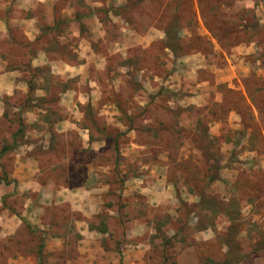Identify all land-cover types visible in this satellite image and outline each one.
Listing matches in <instances>:
<instances>
[{"label": "rangeland", "instance_id": "rangeland-1", "mask_svg": "<svg viewBox=\"0 0 264 264\" xmlns=\"http://www.w3.org/2000/svg\"><path fill=\"white\" fill-rule=\"evenodd\" d=\"M104 1L92 14L112 37L151 27L166 36L130 46L126 57L116 52L92 72L99 98L109 113L118 111L99 122L88 116L95 106L78 108L85 114L79 126L90 125L102 141L100 154L82 146L81 130L49 133L73 113L64 93L77 80L41 66L47 96L0 89V148L10 150L2 169H15L16 152L32 150V168L55 178L42 190L51 194L40 202L45 209L34 213L61 238L51 245L48 232L22 224L0 238V264H264V0ZM48 10L37 0H0V73L18 68L37 84L36 52L16 19L57 17ZM51 53L77 61L66 48ZM173 78L178 89L168 83ZM196 81L204 82L205 101L185 106ZM79 82L85 91L86 77ZM69 174L82 209L56 203L57 193L71 192Z\"/></svg>", "mask_w": 264, "mask_h": 264}, {"label": "crops", "instance_id": "crops-1", "mask_svg": "<svg viewBox=\"0 0 264 264\" xmlns=\"http://www.w3.org/2000/svg\"><path fill=\"white\" fill-rule=\"evenodd\" d=\"M37 1L39 3H42L47 8V11H49V8L51 13H54L53 11L57 10V17L54 18L55 15L47 18L44 17L42 22L35 16H26L16 20H19L20 23L23 24L25 39L30 44L31 48L33 47V49H35L36 53L33 54L32 60L30 61V67L31 69H33L32 72L34 77L39 76V79L37 80L38 82L36 85H33L32 78H22L21 74L23 72L21 71V69L13 68L0 73V89H2L1 91H5V95H12L15 90L21 89L24 94L27 93L26 96H28V93L31 90H36L37 92L40 91V93H36V95H41V97L47 96V91L50 89L51 85L44 83V76L40 74L42 72L39 71L40 73H37L38 68L41 66L47 67L48 70L45 73L47 75L60 74L62 76H65L64 78L66 80H77L76 87H69L68 85L64 93L65 95L71 94V96H69L70 99L65 101L64 104L72 108L73 113L68 117H63L61 119V121L63 122V128H56L54 130H51L49 133L52 134L53 132L55 134H63L69 131V129L81 130L79 132L83 136L82 146L88 147L91 145V148L98 154H100L102 152V148H104L102 145V141L100 138L93 136V130L90 125L82 127L79 126L78 122L82 121L85 118V114L83 112H80L79 109L81 106H89L91 108L95 106L94 108L97 110V113H93L88 116L89 118H92L95 121L99 122H105L107 120L113 119L115 115L117 116L118 111L112 110L111 113H109V111L107 110L108 103L105 100L99 98L98 95L103 91L101 81L97 80L98 76H93L92 72H96L98 74L101 73V71L104 70L108 65V58L114 53L119 52L124 56V51L128 50V48L134 44H141L145 48L147 47V45H151L164 35L166 36V30H161L163 34L159 35L155 31V28L151 27L150 30L145 34L138 32L132 34L134 31H130V34H123L120 32L119 38H114L111 36L112 34L109 33L105 19L101 18L99 15H96V13L92 14V9H100V7L104 6L106 2L104 0H83L80 3L77 2V0ZM61 1L63 2L61 3ZM109 1L110 0H107V3ZM57 4L58 6L56 7ZM78 8L86 10H82L81 12H79ZM110 21L118 24V22H116L117 18H115V20L110 19ZM43 22L47 27L46 29L41 30V25ZM78 25L85 26L87 30L76 31V26ZM50 37H52V39ZM134 39H136V42L133 41V43H131ZM52 40L54 41V43L52 42ZM37 41L44 42L36 49L34 45L38 44ZM144 41H146L147 43L142 44ZM98 45L100 47H98ZM57 47L61 49L66 48L69 55L72 56L73 60L77 61L71 62L68 57L66 58L64 56H59L51 53V51L56 50ZM127 55L125 54L124 57H126ZM197 57L200 56L197 55ZM93 64H95V66H91ZM126 66H128L127 71L131 72L130 64L126 63ZM134 72H136V70H134ZM5 75H7L8 80H5ZM84 76L87 79L88 88H86L85 91H82L81 87H79L81 86L79 80ZM180 78L181 77H178V80H180ZM3 79L4 81H6V83L3 82ZM173 81L174 78L168 82L170 83V86L176 85V88L178 89L179 86L182 85L180 81ZM203 83L204 82L196 81L194 85L195 94L184 97L183 99H181V103L185 106H200L201 104H203V102L205 101L203 94V89L205 86H203ZM43 99L44 98H40V100ZM38 100L39 99L33 98L31 103H34L36 101L38 102ZM120 113L122 114V112ZM115 120H117V118H115ZM58 124L60 123H57L56 125ZM95 132H97L96 129ZM39 133L42 134V131H40ZM9 151L10 150L6 149V151L2 152V148H0V175H3L2 177H0V238L13 236L18 232L22 224H31L33 225V227L34 225L35 227H41L45 233L48 232L46 241L51 245L57 243L58 241L61 242V238L59 236L53 234L47 229L49 225L42 221V217L37 218L38 216H36V214L34 213L35 210L43 211V209H45V206H42L41 204L44 201L41 200H46L47 198L51 197V194L49 192L43 194L42 190L46 189L45 185H50L51 183L55 182V178L47 174L40 176V174L43 173L41 172V167L39 166V164L37 166L38 168H32L30 159L32 158L35 161L37 160L32 154V150L16 152V156L13 158V162H15V169H12L11 166L10 169L6 167L5 170H3L2 165L6 160L9 159L6 155ZM27 165L29 166V168H26ZM98 166L102 167L101 164H98ZM71 168L76 169L74 167ZM90 169L92 168H90L89 166L88 170L91 171ZM74 173L75 172H72V174ZM31 174H33V176H31ZM98 174V177H101L100 173ZM87 177V179L91 180L90 175ZM67 179H69V181H71V184H73L71 188L74 185L76 186L73 176L69 174ZM66 188H68V192L71 189L70 186ZM74 190L76 189L72 188L71 192H69L68 194H64L63 192L57 193L55 195V197L58 199L56 200V203H68L67 205L71 210H75L78 208L82 209V204L80 202H77L79 200L76 197L78 193L75 194ZM41 195L43 197L37 200ZM12 199H18V201H20V205L14 206L12 203ZM6 200L11 201H9L8 203ZM84 209L90 210L89 206H84ZM81 233L84 232L81 231ZM9 262L10 260L7 263L11 264Z\"/></svg>", "mask_w": 264, "mask_h": 264}, {"label": "trees", "instance_id": "trees-1", "mask_svg": "<svg viewBox=\"0 0 264 264\" xmlns=\"http://www.w3.org/2000/svg\"><path fill=\"white\" fill-rule=\"evenodd\" d=\"M6 151V149H2V152Z\"/></svg>", "mask_w": 264, "mask_h": 264}]
</instances>
